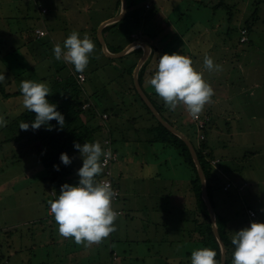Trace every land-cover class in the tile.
I'll return each instance as SVG.
<instances>
[{"label": "rangeland", "instance_id": "1", "mask_svg": "<svg viewBox=\"0 0 264 264\" xmlns=\"http://www.w3.org/2000/svg\"><path fill=\"white\" fill-rule=\"evenodd\" d=\"M7 1L8 9L3 5ZM0 0V34L2 31H6V25L9 23L6 21L9 18L12 28L20 27V32L17 37H11L9 35H0V41L4 42L5 40H11L9 43L16 48L25 50L27 47L23 46V40L26 42L29 39L34 42L32 35L28 34V30L31 27H42L44 23L42 22L43 17L36 10L30 9V4L25 2V0ZM33 1V0H27ZM75 0H60V5L57 9H60V12L67 11L68 9L73 10ZM82 1V0H81ZM109 3V6L115 4L117 0H105ZM157 3L161 6L162 11H164L167 18L166 20L160 21L159 29L163 31V36L159 38L162 40V44L167 46L176 45V39L174 40L171 36L165 37L166 35H172L176 33L178 36H182L183 40L187 42L189 49H198L194 50L193 53H196L197 59L194 60L193 68L200 72L207 70L204 68V65L199 66L200 61H204L205 55H208L214 61V64L221 65L222 71H212L207 70L206 74H203V79L211 85L214 89V100L211 103L205 105L202 113L204 114H216L224 113V108H226L224 100H220V97H224L229 92L234 94V102L238 110L246 114L247 117H251L252 112H258V114L263 115L259 117L261 120L264 118V22L254 21L258 20L259 17L264 16V0H236L239 2L238 6L235 4V0L230 2L232 5V15L231 11H227L220 8H215L218 3V0H156ZM212 1V3H210ZM243 1V2H242ZM206 2V3H205ZM14 3V5H12ZM205 3V4H204ZM255 3V4H253ZM86 4L84 1L81 2V5ZM150 6L149 3L146 5V9ZM174 9V10H173ZM107 10H110L109 12ZM169 10V13H167ZM4 11V12H1ZM101 11V9H97ZM166 11V12H165ZM184 11V15H181ZM257 11V15L254 16V12ZM31 12V13H30ZM104 14L114 15L113 8L107 7L103 10ZM9 16H8V14ZM30 13L31 18L28 16ZM103 14V15H104ZM72 16V15H71ZM117 16V14L115 15ZM86 17V15H85ZM16 18V19H15ZM232 18V19H231ZM243 18L244 20L251 19V31L249 34V41L247 43H241V31L240 27L244 25V20H238ZM162 20V19H161ZM10 24V23H9ZM129 28L132 29V25ZM134 28V27H133ZM135 29V28H134ZM133 29V30H134ZM58 38L63 41L65 33L63 30H58ZM85 32V30H84ZM89 34L87 30L85 32ZM179 33V34H178ZM81 34V33H80ZM83 34V33H82ZM138 33L133 35L138 37ZM81 38V37H80ZM82 39V38H81ZM124 39L121 38V41ZM30 42V43H32ZM64 41L62 42V44ZM133 43V42H131ZM130 43V44H131ZM9 45H4L0 51L3 55H0V68L3 69L5 75L4 86L6 90L20 89V83L23 80H30L38 83H43L39 80V74L44 71H48V67H41V72L38 73L33 70H30L18 77L15 76L13 71L8 70L9 58L5 56L7 53L6 49H10ZM56 45V44H55ZM55 45H51V49L48 50V60L43 64L48 66L53 60H55V55L53 48ZM24 47V48H23ZM11 50V49H10ZM95 50L90 54L89 64L86 67V70L89 72V78L85 87L87 88L88 94H93L97 90H103L105 87V93L112 90L120 91L122 88V80H119L115 83V76L117 73L114 71V66L103 67L108 63V59L102 55L94 57ZM201 50L205 51L202 52ZM28 52V51H27ZM34 52L26 53L22 52V55L27 60H22L23 63L29 62L32 65L40 66L43 62V59L40 55H33ZM192 55L190 54L189 58L192 60ZM34 56V57H33ZM188 56V54L186 55ZM21 60V59H17ZM10 62L13 63L12 58ZM21 63V62H18ZM95 64H99L100 67H93ZM53 71V70H52ZM52 71H48L52 73ZM14 76V77H13ZM15 78L11 86L8 85V79ZM248 78L246 83V90H243L245 79ZM231 81L233 84H231ZM228 82L230 84H228ZM124 85V84H123ZM249 88V89H247ZM148 91V89H147ZM110 95V94H108ZM120 96V95H119ZM118 96V97H119ZM126 97V96H125ZM119 99H122L119 98ZM110 104L111 101L109 102ZM118 100L115 102V105L118 104ZM140 105V106H139ZM116 107V106H114ZM179 108V107H178ZM177 109V113L179 109ZM181 108H185L181 105ZM24 109L23 106V95H15L10 98L0 96V117H4L5 113L14 115L19 113ZM119 116L115 119L118 127H120L114 134V147L116 148L119 160L113 165L114 172V183L120 185L121 190L129 189L130 192L135 193L141 189H150L156 190L155 192L160 195H164V206H172L181 209L180 212H184V206L182 202L183 193L179 189L186 188V183L188 182V176L186 173V168L183 165L181 157L178 155L176 148H173L168 145H163L161 143H150L149 138H152L151 133H145V119L136 120L135 127L130 123V120L133 116H142L145 111L141 107V101L138 100V103L135 106L129 108L128 105L122 106L119 110ZM176 111V110H175ZM189 120L192 122L193 119L188 114ZM208 117V116H207ZM175 118V117H174ZM151 119V118H150ZM199 119V118H198ZM216 119V118H215ZM220 120V119H219ZM189 121V122H190ZM97 125L103 124V135H106L108 132L106 122L102 118H96L93 120ZM255 126H251V132H245L244 137L241 138V143L245 146L243 149L233 145V152L231 154L240 153L248 154L250 157L246 159L248 161L245 165L244 158H239L237 160V165L245 170V175L249 178L257 177V181H260L261 190L264 191V132L253 131ZM224 123H220L218 127V133H213L211 138V144L214 145V153L216 154L219 151V147L215 143L225 141V135L223 133ZM0 146L5 150H0V226L6 228L9 225H14L13 228H10L14 233L7 240V236L4 237L6 243L5 247L11 246L10 250L16 251L22 246L20 242V232L27 231L30 228L34 234V230L40 228L37 224V219L42 217L46 212L45 201L48 200V195L53 185L47 178L44 177L47 175V170L45 166L38 161L35 155L24 158L21 162L16 164L9 163L8 156L11 152V149L14 151L18 148V144L14 146L12 142H8L6 138H10L8 130H3L0 126ZM218 136V138L216 137ZM224 139V140H223ZM5 140V142H4ZM195 143L196 141L193 140ZM254 142L257 146L253 147ZM223 144V142H222ZM226 144V143H225ZM232 147H229L228 151H231ZM216 150V151H215ZM3 153L7 155V158H3ZM257 153H260V156H256ZM81 156V154H78ZM224 156V155H222ZM216 157L212 164L215 168H219V159ZM236 160V159H235ZM224 164H227V161L224 156ZM223 163V162H222ZM143 167V169L141 168ZM11 171L9 172V170ZM3 170V172H1ZM224 172V171H223ZM153 175V176H152ZM145 182L142 184L143 177ZM225 179L231 177L228 175V172L223 175ZM221 177L222 180L224 177ZM232 183H225L223 190L219 191L220 196L226 193ZM253 184V183H252ZM246 184L242 185L241 189ZM252 189V188H251ZM121 192V191H120ZM153 192V195H155ZM136 194V193H135ZM154 197V201L156 197ZM218 196V198L220 197ZM162 197V196H161ZM166 197H169L168 200ZM172 197V198H171ZM153 197H143L142 195L138 196V204H145L146 200H151ZM170 199V200H169ZM43 200V201H42ZM120 202V201H119ZM119 202L117 207L119 208ZM148 202V201H147ZM151 202V201H150ZM152 203V202H151ZM217 204L216 209L219 210L221 204L215 201ZM262 204V201L260 202ZM263 208V207H262ZM121 209V208H120ZM122 210V209H121ZM188 211V210H187ZM139 217H143L142 211L137 213ZM186 223L190 225L188 220H191V214L187 212ZM120 220V218L116 219ZM115 220V221H116ZM234 224V223H233ZM119 231H121L119 236H122L119 242L115 243L114 249L117 250L120 246L122 247L125 242H127V232L122 224H120ZM193 228V225H191ZM230 228V227H229ZM234 230V228H232ZM231 230V229H229ZM235 231H231V234L234 235ZM175 234V233H173ZM50 232L48 229V234L43 235L42 241L49 237ZM198 234L196 235V237ZM38 239L35 237L29 238L28 241H33ZM72 239V238H71ZM231 239V238H230ZM105 241V240H104ZM104 241L100 244L92 245L91 249L87 250L84 247L85 261L84 264H120V260L110 261L111 254L108 249L111 247V243ZM65 246V245H64ZM64 246L61 245L60 249H64ZM81 246V245H79ZM161 248V251L169 252V243H159L157 247ZM158 247V249H159ZM187 247H192V244L187 243ZM67 249V246H66ZM176 250H179L180 247L176 246ZM33 249H31L30 252ZM43 250L42 253H44ZM41 253V254H42ZM31 253L26 251L25 256H30ZM120 255H123L120 252ZM14 257L13 263L19 264V261ZM47 259V258H46ZM34 260V258H33ZM32 260V263L35 261ZM48 262V261H46ZM50 262V261H49ZM152 264L153 261L150 258L145 259V262L142 260L137 262L135 260H127L125 264ZM1 263V261H0ZM75 263V262H74ZM123 264V263H122Z\"/></svg>", "mask_w": 264, "mask_h": 264}, {"label": "trees", "instance_id": "2", "mask_svg": "<svg viewBox=\"0 0 264 264\" xmlns=\"http://www.w3.org/2000/svg\"><path fill=\"white\" fill-rule=\"evenodd\" d=\"M82 1H84L86 4L81 5ZM82 1L75 0V6L73 10L68 9L67 11L59 12L60 9L57 8L60 3H62L60 0H25V2L32 4V6H30L31 12L33 9L39 12V14L43 17L42 22L47 25L49 30L52 31L56 28V30L60 29L64 31L65 37L63 41H65L73 31H76L79 34L81 33L80 37L82 39L85 35H87L94 43L96 48L94 57L96 58L97 56L102 55L108 59V63L103 65V67L107 68L114 66L113 69L117 73V76H115L114 79L115 83L120 78L122 80V85H120L122 88H120V91L117 90V92L114 90L112 92L111 90L105 93L104 89L106 86H104L103 90H97L96 92H93V94H88L85 84L87 83L90 74L86 69L84 72H82L86 75V81L80 84L77 79V75L79 73L75 71L73 65L67 64L63 60L55 59L49 63L48 66H45L43 63L48 60V57L50 56L47 52L49 49H51V45L60 44L61 47H63V41L58 38V41L56 42L54 38L52 39L49 31L47 32L45 29L42 30L46 31V35L38 38L36 37V30L41 28H29L28 34L32 35L30 38L33 37L34 42L31 41L32 39H29L27 42L23 40V46L27 47L25 50L12 46V44L9 43V41H12V38L11 40H5L4 42L0 41L1 48L4 47L3 44H10L11 50L8 48L6 49L9 54L7 53L5 57L9 58L8 70L11 72L13 71L16 77L30 70H33V73H35V71L40 73L41 67H48V71L53 70L52 73H50L45 71V68L44 71L39 74L40 78L38 81L48 85L50 88V95L47 96L46 99L50 103L56 104L57 111H59L65 118L63 130H59L60 126L58 121L53 120L49 122V125L41 126L39 130L33 131L30 128L28 131H23L19 129L20 122L23 121L31 125L36 114L34 112H30L26 108L14 115L5 113L3 118L7 121V125L2 126V132L3 130H8L11 137H5V139H7L8 142H12L14 146L18 144V148L15 151L11 149L8 160L6 161H9L10 165L16 164L21 162L24 158L35 155L38 161L41 162L48 171L44 178H47V180L51 182L53 185V190H60L62 185L66 183L70 185H76L80 179L77 175V172L82 167L83 161L81 156L78 155L80 152L74 148V142H78L83 145L85 142L94 143L99 141L103 149L104 139L110 137L113 141L114 147V134L120 128L115 121V119L119 116V110H121L122 106L125 105H128L129 108L130 106L133 107L138 103V100H140L141 107H143L145 111L143 112L142 116H133L130 120V123L135 127L137 118L141 119L142 117V119L146 120L143 121L145 122V133L152 134V138H149L150 143H161L164 146L168 145L176 148L178 155L181 157L183 165L186 168L187 176L189 177L188 182L186 183V188L179 190L183 193L182 202H184V208L191 214V218L196 223L197 231L201 237V239L195 243L196 245H200V248L199 245H197L199 249L211 248L216 251V260L221 263V244L213 231L209 209L202 194L201 179L189 147L183 139L168 130L157 119L135 87L134 71L141 56L143 55V48L141 46H137L128 51L125 55L116 58L107 55L102 48V44L98 37V28L103 22L115 17L116 14L118 15L121 12L122 0H117L112 6H109V3H107L105 0ZM233 1L234 0H218L215 8L217 7L231 11L232 15V5L230 2ZM238 1L235 0V4H237V6L239 4ZM244 1L247 2V0ZM41 2L48 9L44 8ZM126 2L127 10L123 18L119 21L106 25L103 29V35L107 48L112 53H118L124 50L131 42L134 41H140L150 46L149 55L139 70V83L160 115L171 125L179 129L192 142L205 173L207 192L215 211L217 229L222 241L226 246L227 258L225 264H231L232 254L235 250V247L232 245L228 234L227 227L229 221L219 210L216 209L217 204L215 203L216 194L223 190V186L227 181L224 178L222 180V176L217 174L214 165L212 164L213 160L216 158L214 153L215 147L211 144V138L213 137L211 132V121L213 117L211 115L201 113L199 115V119H203L204 123L200 127V120L197 119L191 122L188 117V112L185 108H181V105L178 106L179 108L177 107L179 109L178 113L177 109L176 111H170L165 106L164 101L155 93L154 88L148 83V80H150L155 74L159 58L162 55L165 53H178L186 56L188 54L186 57L189 58L190 54H193L192 62L194 65V60H196L197 57L195 55L196 53L193 52L194 50L198 51V49H189L187 42L183 40L182 36H177L176 33H172V35L164 34V38L171 36V38L174 40L176 39V45L167 46L162 44L163 41L159 40V38L163 36V31L159 29V23L160 21L166 20L165 18L167 17L156 0H126ZM147 3L150 4L148 9H146ZM210 3H212V1H210ZM107 7L113 8L114 15H110L108 13L104 14L103 10L107 9ZM99 8L101 11H97ZM107 11L109 12L110 10ZM30 13H28V16L31 18ZM167 13H169V10ZM256 13L257 11L254 12V16L257 15ZM181 15H184V11ZM60 16L65 17V19L61 18ZM239 20L241 21L244 19L239 18L236 21ZM6 21H8L10 24L7 23L6 31H2L3 33L0 35H4V33L6 36L11 34V37L15 38L19 36V34H22L20 32L21 30L19 26L12 28L13 26L10 21L13 20L7 18ZM66 21L68 24H65ZM129 23L132 25V29L129 28L130 25H127ZM250 23H252L251 19L246 18L244 20V25H242V28H240V30L244 28L247 30L248 40L246 42L249 41V34L251 31ZM84 30L85 32L88 30L89 34H86ZM136 33L139 34L138 37L133 36ZM121 38L124 40L121 41ZM22 52H34L33 55H40L43 59V62L40 63V66H37L39 64L32 65L27 61L26 63H23L22 60L27 59L24 58ZM0 55H3L1 51ZM10 58H12L13 63L10 62ZM91 60L92 59H89V61ZM93 67L100 66L99 64H95ZM0 74H4L2 68H0ZM14 80L15 78L8 79V85L11 86ZM5 88L6 87L4 86V83H0V96L2 97L10 98L12 96L22 94L20 89L6 90ZM121 97L122 99H119ZM117 100L119 103L115 105ZM110 101L113 103L110 104ZM88 102H91V105L87 108H83L84 104ZM104 113L108 114L106 119H103L102 117ZM96 118H102L103 122H106L107 129H109L106 135H103L102 133L104 130L103 124L97 125L95 122H93V120ZM49 126L53 128L52 131L47 130ZM193 140H195L196 143ZM0 150L5 149L0 146ZM114 150L116 151L115 147ZM62 153H67L69 157L72 158V164L70 166H65L61 162L60 156ZM3 158H7V155L4 153ZM54 165H59L60 171H56L53 167ZM10 171L11 169L9 172ZM1 172H3V170ZM101 176L102 173L97 176L96 179H100ZM232 186L233 184H230L229 188ZM238 188L241 190V187ZM49 196H51V194H49L48 197ZM166 198L168 200L169 197ZM172 206L170 211L172 210L174 212L176 209ZM173 212H170V214ZM4 233H8V231L0 228L1 262H5L8 258L7 247L4 245L6 243L3 235Z\"/></svg>", "mask_w": 264, "mask_h": 264}, {"label": "crops", "instance_id": "3", "mask_svg": "<svg viewBox=\"0 0 264 264\" xmlns=\"http://www.w3.org/2000/svg\"><path fill=\"white\" fill-rule=\"evenodd\" d=\"M0 4H2V2H0ZM41 4L43 5L42 2ZM3 5L8 9L9 3L7 4V1L3 3ZM12 5H14V3H12ZM30 6H32V4H30ZM43 7L48 9L44 5ZM60 17L65 19L63 16ZM255 21L264 22V16L259 17L258 20ZM65 24H68L67 21ZM39 28L45 29L47 32L49 31L52 39L54 38L56 42L58 41V30L60 29L56 30L55 28L51 31L46 24ZM240 28H242V26ZM200 49L201 47L198 48V50ZM201 51L205 52L203 50ZM200 65H204V61H200L199 66ZM200 73L206 74L207 76V70L200 71ZM247 80L249 81V79H245L242 88L243 90H246L245 85ZM229 82L233 84L231 81ZM229 82L228 84H230ZM218 97L220 100H224L226 108H224V113L209 114L213 117L211 121V132L212 134L216 133L220 123H224L223 133L226 142L222 141L223 144L220 141L219 143H215L216 146L219 147V151H217L215 155L216 157H220L219 159L221 160L218 163L219 168H215V166L214 168L217 174H220L221 176L228 172V175H231V177H228L227 179H225L224 176L223 177L227 181L226 183H232L233 186L228 190H225L226 193L221 196L218 192L215 196V201L220 204L222 203L219 211L229 221L227 227L228 234L229 237L232 238L233 234H231V231L238 232L241 229L250 226L251 219L248 214V210L250 209L256 212L258 222L264 223V212H261V209H264V191L261 190V183L259 180L257 181L256 176L254 178L246 176L245 170H242L237 165V160L241 157L244 158L243 162L247 165L246 163L250 161V158L247 161L246 159L250 156L244 153H240L239 156L237 154H231L234 148L233 145H237L239 149L245 147L241 143V138L244 137L245 132L252 131L251 126H255L253 131L264 132V118L261 120L259 117H263V115L258 114V112H252L251 117L249 118L245 113L238 110L239 108H237L234 102V94L231 92L224 97H220L218 94ZM212 100H214V98H212ZM216 137L218 138V136ZM252 143L253 147L257 146L254 142ZM229 147H232L231 151H228ZM262 147H264V145H262ZM222 155L225 156L227 164H224V156ZM256 156H260V153H257ZM141 168L143 169L142 166ZM145 178L146 177L144 176L142 184L145 182ZM244 184L248 186H244L240 190L238 187H242ZM117 185L121 191L119 207L125 211V213L117 217V219L120 218V220L114 222L116 231L111 233L110 236L105 239L107 243H111V247L108 249L111 254L110 261L111 259L120 260V264H125L127 260H135L137 262L143 260L145 262V259L151 257L153 261L152 264H191V253L200 248V245L197 244L199 245L198 248L195 242L199 241L201 237L197 231L196 223L192 218L191 220H188L190 225L186 223V209L184 208L183 213L180 212L181 209L179 208H176L174 212L172 210L170 211V205H163L165 196H159V194L155 192L156 190L141 189L138 193L135 192V194L130 192L129 189L123 191L121 190L120 185ZM59 192V189L54 191L53 189L50 190L49 194H51V196H49L48 200L44 202L46 205V213L37 219V224H39L40 228L38 230L35 229L34 232L38 233L34 234L30 228H28L27 231L20 232V242H23L22 246L18 248L19 250L16 249V251L10 250L11 246H8V258L5 262L1 263L15 264L13 263L15 257L17 258L16 260L19 261V264H84V246L82 244L81 246L76 244L74 238L65 239L61 237L58 233V225L55 222L54 217L49 214L50 206L48 201L56 200L59 196ZM153 192H155L154 196H152ZM140 195L146 199L147 197H153L150 200L152 203L145 199V204H138V196ZM155 196L159 197H156L154 201ZM218 196L220 197L218 198ZM181 200L183 201V197ZM261 201L262 204H260ZM141 211L143 217L137 215V213H140ZM170 212L173 213L170 214ZM120 224L126 229V237L128 240L122 247L120 246L116 250L113 245L119 242L122 238V236H119L121 233V231H119V228L121 227ZM191 225H193V228ZM13 227L14 225H9L6 228L0 226L3 230L8 231V233L3 234L4 237L7 236V240H9V237L14 233V231L9 232L11 231L10 228ZM232 228H234V230ZM48 229L50 235L42 241V236L48 234ZM197 234L198 236L196 237ZM30 236L38 239L28 241ZM159 243H169V248H171L170 251L167 253L161 251V248L163 247L158 246L159 249L158 247L156 248L155 246ZM187 243L192 244V247H187ZM61 245H65L62 250L60 249ZM94 245L96 244H93V246ZM176 246L180 247V249L176 250ZM31 249H33V252H30ZM86 249L89 250L91 247H86ZM43 250H45L44 253H42ZM26 251L31 253V255L25 256ZM120 252H122L123 255H120ZM32 260L35 262L32 263Z\"/></svg>", "mask_w": 264, "mask_h": 264}, {"label": "clouds", "instance_id": "4", "mask_svg": "<svg viewBox=\"0 0 264 264\" xmlns=\"http://www.w3.org/2000/svg\"><path fill=\"white\" fill-rule=\"evenodd\" d=\"M94 49L95 45L87 35L81 39L80 34L73 31L63 47L56 44L53 52L57 60L73 65L76 72L82 73ZM192 65V60L184 55L165 53L159 58L157 70L148 83L170 111L183 105L193 119H198L205 105L212 102L215 93L203 79V74ZM204 68L209 72L223 70L208 55L204 57ZM5 80V75L0 74V83ZM20 90L24 108L36 114L31 125L21 121L20 130L28 131L31 128L36 131L53 120L58 121L59 130H63L64 116L57 111L56 104L46 99L50 95L47 84L23 80ZM6 125L7 121L0 117V126ZM47 130L52 131L53 128L49 126ZM74 148L80 152L83 161L77 172L80 178L78 185H62L58 198L48 201L49 214L54 217L61 237L74 238L76 244L91 247L102 243L116 231L114 222L119 213L113 210L112 201L117 193L108 182L96 179L103 171L101 157H104L106 164L112 153L111 150L104 151L99 141L85 142L83 145L74 142ZM60 160L65 166L72 164V158L67 153H62ZM53 167L60 171L59 165ZM231 243L235 247L232 264H264V223L251 222L249 227L234 233ZM216 256L213 249L201 248L191 253V264H220Z\"/></svg>", "mask_w": 264, "mask_h": 264}, {"label": "water", "instance_id": "5", "mask_svg": "<svg viewBox=\"0 0 264 264\" xmlns=\"http://www.w3.org/2000/svg\"><path fill=\"white\" fill-rule=\"evenodd\" d=\"M127 10V2L126 0H122V9L121 12L115 16L112 17L108 20H106L105 22H103L99 28H98V37L99 40L102 44V48L104 50V52L109 55L110 57H121L123 55H125L128 51H130L131 49L137 47V46H141L143 48V55L141 56L135 71H134V84L135 87L138 91V93L140 94V96L142 97V99L144 100V102L147 104V106L151 109V111L153 112V114L157 117V119L171 132H173L174 134L178 135L181 139H183L185 141V143L187 144V146L189 147V150L191 152V155L195 161V164L197 166L198 169V173L201 179V183H202V194H203V198L208 206L209 209V213H210V217H211V221H212V227H213V231L217 237V239L219 240L220 244H221V248H222V257H221V263L220 264H225L226 262V258H227V250H226V246L225 243L222 241V238L219 234V231L217 229V225H216V216H215V211L214 208L211 204V200L210 197L208 195L207 192V185H206V177H205V173L204 170L201 166V163L199 161V158L197 156L196 150L192 144V142L189 140V138L184 135L179 129H177L176 127H174L173 125H171L168 121H166L158 112V110L156 109V107L154 106V104L151 102V100L149 99V97L147 96V94L145 93V91L143 90V88L141 87L140 83H139V70L140 67L142 66V64L145 62V60L147 59L149 52H150V46L146 43L140 42V41H134L133 43H131L130 45H128L124 50L118 52V53H112L108 50L107 45H106V41L103 35V29L106 25L119 21L120 19L123 18V16L125 15Z\"/></svg>", "mask_w": 264, "mask_h": 264}, {"label": "built area", "instance_id": "6", "mask_svg": "<svg viewBox=\"0 0 264 264\" xmlns=\"http://www.w3.org/2000/svg\"><path fill=\"white\" fill-rule=\"evenodd\" d=\"M46 35V31L45 30H42V29H37L36 30V37L40 38L42 36H45ZM248 40L247 38V30L244 28L241 30V42H246ZM77 79H78V82L80 84L84 83L86 81V75L84 73H79L77 75ZM91 105V102H88V103H85L83 108H87ZM102 116V115H101ZM103 119H106L108 117V114L107 113H104L103 114ZM199 125L200 127L203 125L204 123V120L203 119H199ZM109 131V129H108ZM104 148L103 150L104 151H108V150H111V157L108 159L107 163L104 164V157L102 156L101 157V164L103 165V171H102V176L100 179H98V181H106L110 184L111 188L116 191L117 195L116 197L113 199L112 201V208L114 211L118 212L119 215H123L124 214V211L120 209V207L118 208L117 207V204L118 202L120 201V198H121V192H120V189L118 186L115 185L114 183V179H113V165L119 160V157H118V154L117 152L114 150V147H113V141L110 137L104 139ZM78 185V183L76 184ZM230 186V185H229ZM248 214H249V217L251 219V222L255 221V222H258L257 220V214L255 211L253 210H248ZM0 264H3V263H0Z\"/></svg>", "mask_w": 264, "mask_h": 264}]
</instances>
